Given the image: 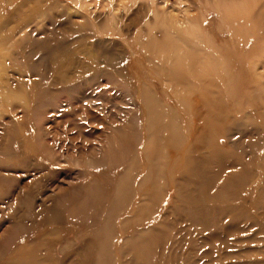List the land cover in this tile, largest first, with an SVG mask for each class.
Instances as JSON below:
<instances>
[{
	"label": "rangeland",
	"instance_id": "374dc122",
	"mask_svg": "<svg viewBox=\"0 0 264 264\" xmlns=\"http://www.w3.org/2000/svg\"><path fill=\"white\" fill-rule=\"evenodd\" d=\"M2 263L264 264V0H0Z\"/></svg>",
	"mask_w": 264,
	"mask_h": 264
},
{
	"label": "bare ground",
	"instance_id": "6f19581e",
	"mask_svg": "<svg viewBox=\"0 0 264 264\" xmlns=\"http://www.w3.org/2000/svg\"><path fill=\"white\" fill-rule=\"evenodd\" d=\"M69 86H71V85H69ZM64 88H65V87H64ZM70 89H71V88H70ZM64 91H65V90H64ZM68 91H69V90H68ZM76 91H78L77 88H75V92H76ZM71 93H72V92H71ZM71 97H72V96H71ZM115 133H116L117 137H119V132H115ZM101 175H102V174H101ZM109 179H110V178H109ZM111 180H112V179H111ZM110 185H111V184H110ZM142 191H143V190H142ZM146 194H148V191H147V190L145 191V195H146ZM146 197H147V198H146V200H147L149 196L147 195ZM117 200H118V199H117ZM99 215H100V214H99ZM144 230H145V229H144ZM8 259H12V258L10 257V258H8ZM8 261H9V260H8ZM11 261H12V260H11ZM53 261H54V260H53ZM6 262H7V260H6ZM52 263H53V262H52ZM2 264H3V263H2Z\"/></svg>",
	"mask_w": 264,
	"mask_h": 264
}]
</instances>
